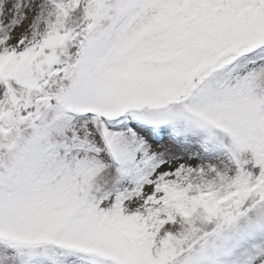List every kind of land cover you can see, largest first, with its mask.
<instances>
[{"label": "snow or ice", "instance_id": "1", "mask_svg": "<svg viewBox=\"0 0 264 264\" xmlns=\"http://www.w3.org/2000/svg\"><path fill=\"white\" fill-rule=\"evenodd\" d=\"M0 264H264V0H0Z\"/></svg>", "mask_w": 264, "mask_h": 264}]
</instances>
